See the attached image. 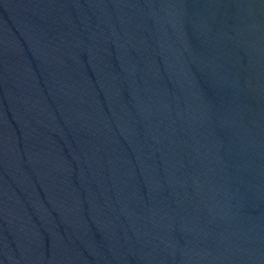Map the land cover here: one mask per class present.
Returning a JSON list of instances; mask_svg holds the SVG:
<instances>
[{
    "label": "water",
    "instance_id": "1",
    "mask_svg": "<svg viewBox=\"0 0 264 264\" xmlns=\"http://www.w3.org/2000/svg\"><path fill=\"white\" fill-rule=\"evenodd\" d=\"M0 264H264V0H0Z\"/></svg>",
    "mask_w": 264,
    "mask_h": 264
}]
</instances>
